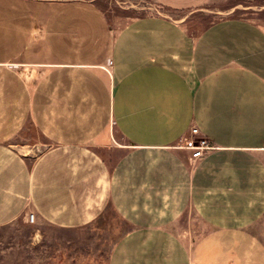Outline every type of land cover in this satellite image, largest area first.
Returning <instances> with one entry per match:
<instances>
[{
  "label": "crops",
  "instance_id": "1",
  "mask_svg": "<svg viewBox=\"0 0 264 264\" xmlns=\"http://www.w3.org/2000/svg\"><path fill=\"white\" fill-rule=\"evenodd\" d=\"M99 3L0 0V226L112 210L128 229L108 264H264V27L116 24ZM193 126L214 146L196 162L179 147Z\"/></svg>",
  "mask_w": 264,
  "mask_h": 264
},
{
  "label": "rangeland",
  "instance_id": "2",
  "mask_svg": "<svg viewBox=\"0 0 264 264\" xmlns=\"http://www.w3.org/2000/svg\"><path fill=\"white\" fill-rule=\"evenodd\" d=\"M111 23L123 24L130 19L165 14L182 20L197 34L210 23L223 17H241L256 21L264 27V0H209L201 10L192 14L168 10L156 0H100ZM17 142L44 148L43 139L29 130ZM29 214V213H28ZM128 226L112 210L95 225L80 229H61L28 218L0 226V264H108L116 238ZM203 226V237H207Z\"/></svg>",
  "mask_w": 264,
  "mask_h": 264
},
{
  "label": "built area",
  "instance_id": "3",
  "mask_svg": "<svg viewBox=\"0 0 264 264\" xmlns=\"http://www.w3.org/2000/svg\"><path fill=\"white\" fill-rule=\"evenodd\" d=\"M111 66L112 62L107 61L105 69L110 72L109 67ZM179 147L191 150V158L194 162L203 157L208 151L214 149V146L211 145L206 137L200 134V130L196 126L191 127V136L187 138ZM27 218L31 223H33L35 221V214L29 213Z\"/></svg>",
  "mask_w": 264,
  "mask_h": 264
},
{
  "label": "trees",
  "instance_id": "4",
  "mask_svg": "<svg viewBox=\"0 0 264 264\" xmlns=\"http://www.w3.org/2000/svg\"><path fill=\"white\" fill-rule=\"evenodd\" d=\"M205 28H206V27H205ZM205 28H204V29H205ZM204 29H203V30H204ZM203 30H202V31H203Z\"/></svg>",
  "mask_w": 264,
  "mask_h": 264
}]
</instances>
